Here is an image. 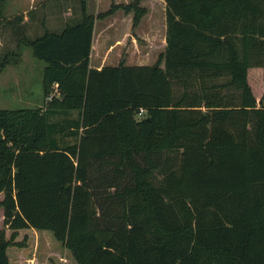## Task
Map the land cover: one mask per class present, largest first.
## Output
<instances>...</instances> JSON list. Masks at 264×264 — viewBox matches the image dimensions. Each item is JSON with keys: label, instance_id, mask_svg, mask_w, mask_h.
Instances as JSON below:
<instances>
[{"label": "trees", "instance_id": "1", "mask_svg": "<svg viewBox=\"0 0 264 264\" xmlns=\"http://www.w3.org/2000/svg\"><path fill=\"white\" fill-rule=\"evenodd\" d=\"M164 3L153 65H89L95 20L122 8L135 27V2L94 16L80 0L77 22L18 39L44 103L0 110V264L35 231L75 264H264V0Z\"/></svg>", "mask_w": 264, "mask_h": 264}, {"label": "rangeland", "instance_id": "2", "mask_svg": "<svg viewBox=\"0 0 264 264\" xmlns=\"http://www.w3.org/2000/svg\"><path fill=\"white\" fill-rule=\"evenodd\" d=\"M42 2L43 6L40 8L39 4ZM103 2L105 0H89L88 2L85 0L86 12L95 16L96 10L94 8L97 7V4L99 6V4L106 3ZM134 2L139 9L145 10L142 18H144L148 9H154V17L157 20H160L162 12H165V8H163L165 7L164 0H127L129 4ZM32 6L39 7L34 11L37 21L43 20L44 26L54 31L62 28L65 22L70 23L71 20L69 19L75 15L74 12L81 14L80 0H5L2 10L3 18L0 19V63L6 55L11 54V58L8 64L0 71V110L13 112L19 109H33L43 106L44 103L42 95V71L44 63L34 59L28 47L22 48L20 54L14 57V54L18 52L16 47L17 39L22 34L20 35V28L14 26L13 22H10V24L6 22L7 17L9 19H12L13 16L17 17L15 16L17 13ZM41 9L45 11L42 15L40 14ZM119 9L125 12L122 8ZM129 13L132 15L133 22V12ZM156 27L157 30L154 33L153 42L148 47H142L141 45L140 51L134 49V52H132V56L138 55L144 60L142 65H153L157 61L158 56L164 52L163 37L165 35V21L164 26L163 22H160ZM41 32L42 30L35 32L30 29L26 31L25 35L35 37ZM127 52L128 48H123V51L119 52L120 56L118 57L120 59H118L124 64L132 59H129ZM263 87L264 80L261 79L257 82L256 90L254 89L257 96H259L260 92L258 89H262ZM63 118L69 120L77 118V113L71 112L65 117H53V121L62 123ZM61 139L64 144H72L76 140L74 137L69 136H64ZM103 171L100 174L105 175V177H111L110 167H107L105 170L103 169ZM96 184H103L100 176H97ZM2 200L3 194L0 193V203ZM2 228L3 214L0 207V229ZM48 235L47 237L38 239L34 232L33 236L27 241V248H11L9 250L11 261L13 263L18 261L19 264H75L69 252L52 237L51 233L48 232ZM31 259L35 261H30Z\"/></svg>", "mask_w": 264, "mask_h": 264}, {"label": "crops", "instance_id": "3", "mask_svg": "<svg viewBox=\"0 0 264 264\" xmlns=\"http://www.w3.org/2000/svg\"><path fill=\"white\" fill-rule=\"evenodd\" d=\"M86 1L88 2L89 0ZM43 2L39 4L40 8L43 6ZM105 2H103L105 4H99V6L97 4V7L94 8L96 10L95 16L96 14L98 15L108 11L112 5L124 6L129 4L127 3V0H105ZM39 7L32 6L29 9L22 10L20 13H17L15 15L22 17L20 21L15 20L14 23V26L20 28V35H22L19 36V38L25 37L28 40H33L43 36L46 31L60 32L63 29L66 22L64 23L62 28L54 31L48 27H45L43 20L37 21L34 11ZM151 10L152 9H148V11H146V15L140 20L136 27H133L132 15H130L131 13L122 12V10L120 9L115 10L111 15L95 20L93 27L91 53L89 56L90 68L99 70L104 66H117L120 63V58L118 56H120L119 54L123 51V48H128V57L129 59L132 58L131 61L128 60L125 65H142V63H144V60H142V58L138 55L132 56V52H134V49H138L140 51L141 45L142 47H148L154 40V33H156L157 30L156 25L160 22H163L164 26L165 21V12H162L160 20H157L154 17V9L152 11ZM44 12L45 11L42 10L40 14L42 15L44 14ZM74 14L75 15L71 17L72 19H69L71 20V22H77L78 20H80L81 14L76 12H74ZM13 17L12 19H9L7 17L6 22L10 24V22H12L15 18ZM2 18L3 17H1V19ZM30 29L34 30L35 32L42 30V32L35 37H29L25 34L26 31ZM163 41V46H165V35L163 37ZM35 233L38 239L41 237L49 236L46 232L35 231ZM30 261L35 260L31 259Z\"/></svg>", "mask_w": 264, "mask_h": 264}, {"label": "built area", "instance_id": "4", "mask_svg": "<svg viewBox=\"0 0 264 264\" xmlns=\"http://www.w3.org/2000/svg\"><path fill=\"white\" fill-rule=\"evenodd\" d=\"M50 99H51V96H48L46 100L49 101ZM143 114H144V111L142 109H140L137 113V116L142 117Z\"/></svg>", "mask_w": 264, "mask_h": 264}]
</instances>
